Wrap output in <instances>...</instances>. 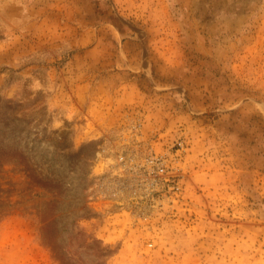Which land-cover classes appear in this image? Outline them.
<instances>
[{"label": "rangeland", "instance_id": "1", "mask_svg": "<svg viewBox=\"0 0 264 264\" xmlns=\"http://www.w3.org/2000/svg\"><path fill=\"white\" fill-rule=\"evenodd\" d=\"M0 264H264V0H0Z\"/></svg>", "mask_w": 264, "mask_h": 264}, {"label": "built area", "instance_id": "2", "mask_svg": "<svg viewBox=\"0 0 264 264\" xmlns=\"http://www.w3.org/2000/svg\"><path fill=\"white\" fill-rule=\"evenodd\" d=\"M117 163L122 170H126L127 174L131 175L134 172H142L144 175L150 178H157L161 183H170L171 189L179 191L180 185L177 181H174L176 176V170L169 167V162L165 155H152L149 154L140 161L133 160V157L128 155H119Z\"/></svg>", "mask_w": 264, "mask_h": 264}]
</instances>
